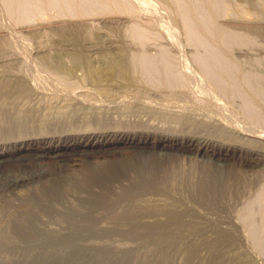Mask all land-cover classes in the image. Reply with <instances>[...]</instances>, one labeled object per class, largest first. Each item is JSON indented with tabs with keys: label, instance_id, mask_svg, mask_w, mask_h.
I'll use <instances>...</instances> for the list:
<instances>
[{
	"label": "rangeland",
	"instance_id": "374dc122",
	"mask_svg": "<svg viewBox=\"0 0 264 264\" xmlns=\"http://www.w3.org/2000/svg\"><path fill=\"white\" fill-rule=\"evenodd\" d=\"M33 1L28 0L38 7L32 5L27 21L18 16L12 22L4 17L3 11V16L0 13L3 17L0 16V22H6L0 25V73L6 70L30 74L31 62L48 61L51 71L57 72L65 83L61 86L49 80V84L54 82L61 87L54 84L53 88L35 84L33 87L30 75H25L27 79L22 75L25 85L30 87L25 86L26 92L20 95L2 99L0 110L21 118L29 116L38 125L58 118L75 119L77 125L72 129L77 131L93 130L96 126L90 120L94 118H102L106 126L110 123L113 124L110 127L116 128L135 122L145 129L193 135L264 154V0H120L131 12L127 14L111 12L105 7L107 0H69L75 2L72 4L78 2L82 8L89 4L91 7L86 9L90 16L65 13L55 6L58 1L59 5L70 4L69 1L49 0L50 6L46 5L48 0ZM42 3L46 9L39 8ZM16 21L21 22L17 25ZM7 23L9 27H4ZM10 34L14 36L10 38ZM135 57L138 62L145 59L147 68L150 67L148 71L134 65L137 82L131 84L104 77L94 85L86 81L81 69H74L69 75L59 68L70 69L81 58L95 68L107 58H122V64L130 67ZM217 159L188 152H178L169 158L181 168L201 163L210 174L219 175L217 199L210 201L205 196L189 201L199 213L185 219L193 222L197 218L193 223L201 226L202 237L217 236L207 221L216 218V225L226 226L243 238L228 248L226 261L244 253L264 263V161L259 166L244 168L238 160L225 163ZM245 179L250 182L242 189ZM23 190L17 191L20 194ZM69 200L78 206L75 198L71 196ZM24 208L14 204L0 210V233L9 231V220ZM100 223L112 227L106 220ZM45 225L53 231L63 227L59 219L45 221ZM125 229L121 224L116 232L87 237L84 241L110 250L129 249L137 262L156 264L158 246L127 236ZM5 243L8 249H0V259L20 255L14 240ZM178 259L181 260L180 255H175L172 263L179 264Z\"/></svg>",
	"mask_w": 264,
	"mask_h": 264
},
{
	"label": "bare ground",
	"instance_id": "6f19581e",
	"mask_svg": "<svg viewBox=\"0 0 264 264\" xmlns=\"http://www.w3.org/2000/svg\"><path fill=\"white\" fill-rule=\"evenodd\" d=\"M121 1L107 0L105 7L113 13L127 14L129 9ZM0 2V13L3 11L4 17L12 22L15 21L14 17L19 19L18 16L21 21L28 20L30 8L35 5L28 0ZM59 3L58 1L55 6L65 13L77 12L76 16H86L90 13L86 9L89 4L82 8L77 5L78 2ZM40 5L39 8L50 6V2L49 5ZM12 22H8L9 25L13 24ZM16 22L17 25L20 24ZM3 23L6 24L4 21ZM8 23L4 27H9ZM5 34L9 36V33ZM12 35L10 34V38ZM17 37L15 35V38ZM21 37L26 40L22 35ZM135 60H131L133 63L129 67L122 64V58H107L100 67L95 68L89 61L81 58L75 60L73 69L72 66L70 69L65 66L58 67L69 75L74 69H81L86 81L94 85L104 77L110 80H124L131 84L137 82L133 76L134 65L142 70H146L148 66L145 59L139 62L138 58ZM150 60L152 59H148ZM47 62H28L30 74L23 75L16 71L25 78V75H30L32 86L35 84L37 87H52L54 82L51 85L49 80H55L62 86V83H65L63 78H59L57 72H52L49 68L52 65ZM22 75L6 70L0 73V103L2 99L20 95L25 91L26 81ZM8 112L0 110V210L14 204L25 208L9 220V231L0 233L1 250L8 249L5 240L10 239L16 242L21 253L14 259H0V264H143L137 262L133 251L129 249L110 250L99 244L84 241L87 237L116 232L121 224L126 226L124 234L127 236L158 246L159 257L156 264H173L175 255H180L179 264H264L244 253L226 261L229 256L228 248L243 238L238 237L226 226L216 225V218H213V221L207 220L208 226L213 228L217 235L214 238L202 237L201 226L193 223L197 219L196 216L193 222L185 219L188 215L199 213L194 211L195 208L191 206L192 203L189 205V201L205 196L214 201L219 196V175L215 170L217 167L214 169L216 174H210L211 171L208 172L201 163L181 168L169 160L178 152H188L195 156L219 158L226 161L225 163L233 159L238 160L245 168L259 166L264 161V154L261 152L221 144L210 139L195 138L193 135H179L172 131L165 133L154 128L145 129L135 122L123 124L118 128L110 127L113 124L109 123L107 128L102 118H94L90 120L92 125L96 126L93 130L91 128L77 131L72 129L77 125L75 119L58 118L59 120L38 125L29 116L21 118ZM225 171L222 172L226 173ZM248 182V179L242 181V189H245ZM20 188L24 190L19 194L17 190ZM208 194L210 196H207ZM71 196L76 199L78 206L69 200ZM210 211L214 212L216 209ZM57 219L63 224L59 231H53L45 225V221ZM102 220L111 223V229L101 225ZM119 228L121 229L120 226ZM140 240L138 241L141 242ZM53 245L56 247L53 248Z\"/></svg>",
	"mask_w": 264,
	"mask_h": 264
}]
</instances>
